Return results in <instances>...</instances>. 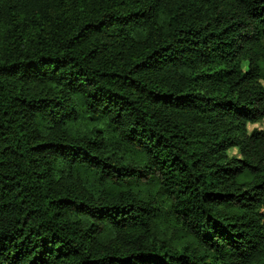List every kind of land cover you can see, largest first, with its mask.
<instances>
[{"label": "trees", "instance_id": "16d2710c", "mask_svg": "<svg viewBox=\"0 0 264 264\" xmlns=\"http://www.w3.org/2000/svg\"><path fill=\"white\" fill-rule=\"evenodd\" d=\"M264 0H0V264H264Z\"/></svg>", "mask_w": 264, "mask_h": 264}, {"label": "rangeland", "instance_id": "374dc122", "mask_svg": "<svg viewBox=\"0 0 264 264\" xmlns=\"http://www.w3.org/2000/svg\"><path fill=\"white\" fill-rule=\"evenodd\" d=\"M249 128L250 129H253V128L264 129V119L262 121L258 122V123L250 124Z\"/></svg>", "mask_w": 264, "mask_h": 264}]
</instances>
